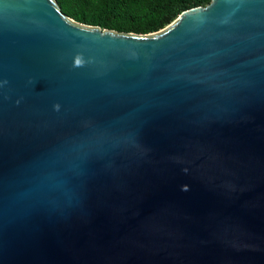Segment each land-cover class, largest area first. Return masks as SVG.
Listing matches in <instances>:
<instances>
[{
    "label": "water",
    "instance_id": "obj_1",
    "mask_svg": "<svg viewBox=\"0 0 264 264\" xmlns=\"http://www.w3.org/2000/svg\"><path fill=\"white\" fill-rule=\"evenodd\" d=\"M0 264H264V0L145 36L0 0Z\"/></svg>",
    "mask_w": 264,
    "mask_h": 264
},
{
    "label": "trees",
    "instance_id": "obj_2",
    "mask_svg": "<svg viewBox=\"0 0 264 264\" xmlns=\"http://www.w3.org/2000/svg\"><path fill=\"white\" fill-rule=\"evenodd\" d=\"M78 24L122 34L151 35L166 29L185 11L212 0H54Z\"/></svg>",
    "mask_w": 264,
    "mask_h": 264
}]
</instances>
